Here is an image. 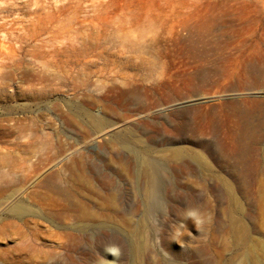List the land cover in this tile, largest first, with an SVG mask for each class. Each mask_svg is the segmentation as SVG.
<instances>
[{"label":"rangeland","instance_id":"obj_1","mask_svg":"<svg viewBox=\"0 0 264 264\" xmlns=\"http://www.w3.org/2000/svg\"><path fill=\"white\" fill-rule=\"evenodd\" d=\"M163 1L0 0V23L15 21L4 40L14 53L0 59V264H98L110 240L118 264L243 261L227 220L238 214L251 226L257 217L264 25L203 32L152 23L147 9ZM177 8L162 17L187 15ZM136 154L160 164L164 209L145 222L135 260L127 231L141 219L145 185ZM17 202L36 216L16 217ZM102 202L119 207L111 221L128 229L76 230L78 205L96 212ZM191 207L205 217L199 232L181 220Z\"/></svg>","mask_w":264,"mask_h":264},{"label":"bare ground","instance_id":"obj_2","mask_svg":"<svg viewBox=\"0 0 264 264\" xmlns=\"http://www.w3.org/2000/svg\"><path fill=\"white\" fill-rule=\"evenodd\" d=\"M176 6H178V8ZM175 8L182 9V11H184V12L186 11L187 15L183 18L181 17L178 19L177 18L176 19H172V18L166 19V17L168 16V15H166V13L170 12L173 15L174 13L171 12V10L174 9V11H175L176 10ZM56 9H58V7ZM4 10H5L4 8L0 7V12L4 11ZM215 10H221L219 17L215 16V14H214ZM263 11H264V0H166V1H163V4L161 6H159L156 10L147 9V13H148L147 16H148V20L151 21L152 23L153 22L159 23L160 25L168 24L169 25L168 27H178V28L180 27V28H186L189 30L190 29H194V30L197 29V30L204 32L206 29L211 28L213 26H217V25L230 26V28L231 27H238V26L239 27L240 26H244V27L247 26V27L253 28L254 26L264 25ZM162 14H164L166 17L165 18L162 17ZM217 14H218V12H217ZM170 17H172V16H170ZM14 25H15V21L13 19L9 20L5 24L0 23V32L5 31L7 33L6 35L2 34V36L0 37L1 38L0 39V59H2L5 55L7 56L10 53H14V50L10 49L8 51V48H6L4 45V40L8 39L9 36L12 35V32H9V30L14 29L13 28ZM258 27H260V26H258ZM225 28H227V27H225ZM262 28H263V26H262ZM13 39L17 41V40L21 39V36L14 34ZM262 39H264V38H261L260 41H262ZM1 40L3 42H1ZM240 73H241V75H240L241 77L238 76V78L242 79L243 74H242V72H240ZM231 77H234V76H231ZM238 80H240V79H238ZM239 83H241V81ZM257 106H259V105H257ZM227 107H228V109H231V110L235 109V107L231 104L227 105ZM90 120H92L94 126L100 127L101 121L95 120L91 117H90ZM116 137L118 140L125 142L124 141L125 137L123 135L122 136L117 135ZM184 153H186V152L180 148H176L173 150L174 156H181ZM136 156H137V163L139 166V171L145 179V185H144L143 193H142L143 197H144V205H143L141 217H138L141 219H140V221H138L137 225L135 224L136 226L133 229L128 225L129 228H131V230L127 231V235H128L127 243H128L129 248L131 249L130 250L131 254L135 260H136V257L138 255V252L146 244L145 222L150 218V216L153 213H155V212L161 213L164 209L163 208L164 205L161 202V199H160L161 197H160V193H159L161 183H162L160 164H158L154 159H150V158L148 159V158L140 156L138 154H136ZM191 156L198 163L203 165L202 160L199 156H196V155H191ZM223 189H224L225 193L227 194L228 199H230L231 203L234 204L235 207L238 208V206L236 205L237 203H236L235 198H234L233 193H232L231 186L228 183L223 182ZM256 191H257V197L255 198L256 199L255 204H256V216L257 217L252 220V223H250L251 226H249L247 223H245L238 214L230 213L228 216V220H227V228H228V232H229L230 237H231V241L234 245L239 247L243 252V261L240 264H244L245 262L248 264H264V239L260 236L253 238V235H252V232H257V233H260L261 235H264V179H258L257 180ZM80 203H81V201H80ZM78 206H79L78 207L79 209H77L78 215L76 218V219H78V221L75 219L77 221V223L75 224V228L78 231H87V230L89 231L90 227H92V226H97L98 228L101 227L104 229L105 227L107 228L108 225H113L114 228H117V229H121V227L123 230L128 229L125 224L121 225V227L118 226L123 221H121V222L119 221L118 223H120V224H118L114 220L111 221L112 216H113L112 215L113 212L112 213H110V212L115 211L117 209L116 205L104 203V202L98 203L96 205V209H97L96 212L92 211L93 209L89 210V207L87 209V206H89V205L83 206V205L79 204ZM26 209L27 208L22 206L19 202L15 203L13 206V211L15 213V216L18 218L22 217V215L25 212H28L29 215H31V216H36L37 213L35 214V212L29 211L28 209L27 210ZM118 209H119V207H118ZM128 224H129V222H128ZM108 230L109 229H107L106 231L108 232ZM119 232L120 231H118L117 234ZM105 234H107V233L105 232ZM122 234H123V232L120 233V235H122ZM112 236L113 235H111V237ZM115 236H117V235H115ZM113 239H114V237H113ZM110 241H109V244H112V243H110ZM125 242H126V240H125ZM105 246H106V244H105ZM103 256L106 260H109V261L114 259V257H112L110 254H106L105 252H104ZM135 264H137V260H136Z\"/></svg>","mask_w":264,"mask_h":264},{"label":"clouds","instance_id":"obj_3","mask_svg":"<svg viewBox=\"0 0 264 264\" xmlns=\"http://www.w3.org/2000/svg\"><path fill=\"white\" fill-rule=\"evenodd\" d=\"M182 221H188L190 220L197 231L199 232L200 227L205 222L204 214L201 212V210L197 207H191V208H185L183 211V215L181 217ZM184 223H180V227H184ZM177 235H179V231L176 232ZM103 251L106 254H110L112 257H114L113 260L109 261L106 260L103 256H99L98 264H118V260L121 255L120 247L117 244H109L103 248Z\"/></svg>","mask_w":264,"mask_h":264}]
</instances>
